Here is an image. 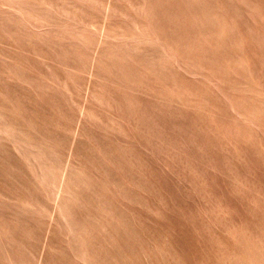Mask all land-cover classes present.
<instances>
[{"label":"rangeland","instance_id":"obj_1","mask_svg":"<svg viewBox=\"0 0 264 264\" xmlns=\"http://www.w3.org/2000/svg\"><path fill=\"white\" fill-rule=\"evenodd\" d=\"M0 264H264V0H0Z\"/></svg>","mask_w":264,"mask_h":264}]
</instances>
